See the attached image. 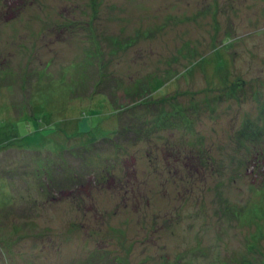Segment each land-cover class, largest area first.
I'll return each instance as SVG.
<instances>
[{"label": "rangeland", "instance_id": "374dc122", "mask_svg": "<svg viewBox=\"0 0 264 264\" xmlns=\"http://www.w3.org/2000/svg\"><path fill=\"white\" fill-rule=\"evenodd\" d=\"M0 136V264H264V0H0Z\"/></svg>", "mask_w": 264, "mask_h": 264}, {"label": "trees", "instance_id": "16d2710c", "mask_svg": "<svg viewBox=\"0 0 264 264\" xmlns=\"http://www.w3.org/2000/svg\"><path fill=\"white\" fill-rule=\"evenodd\" d=\"M90 23V27L88 26V24ZM64 25H66V23H64ZM63 25V26H64ZM86 28L90 31V33L91 32H95V25L93 24V22H91V21H88V23H87V25H86ZM74 30L73 29H71V32H73ZM111 69L105 64V62L102 64V66H101V68H100V81H98L97 82V85L100 83V82H104V83H108V84H113V83H110V82H114L112 79H111V75L113 74V73H111V71H110ZM110 73H111V75H110ZM111 81H110V80ZM105 81H107V82H105ZM107 84V85H108ZM137 90H131L132 91V93H130L131 91L130 90H127L126 91V93L127 94H131V95H133V96H138V95H142L143 96V93H148L147 94V96L145 97V98H141V99H138L137 101H135L134 103H132V104H129V105H122L121 106V108H119V109H111V107H112V105H111V107L109 108L106 104H104L103 105V107L105 108V111L103 112L104 114L102 115V119H101V122H100V131H101V133L99 134V133H95L93 136H92V138H93V140L91 141V142H95L96 143V141H98V140H106V139H108V140H113L115 143H116V141L114 140V135H117V134H119V132H122L123 133V131L124 130H127V125L125 124V123H123L122 121H121V117H122V113H126V112H129L130 111V114L132 115V116H134L135 117V114L136 113H133L134 112V110H135V108H134V106H137V105H151V107H149L148 108V110H150V111H153L152 109H153V107H156L158 110H160V108H158V106L160 105V107H161V104L163 103V99L162 98H159V99H157L156 97H154V94L155 93H159L158 91H156V90H149V88L148 87H145L144 86V84H139V85H137ZM149 93H150V95H149ZM103 99H105V96H104V98ZM103 99H102V103H103ZM161 100V101H160ZM162 102V103H161ZM159 104V105H158ZM97 108L99 107V105H97L96 106ZM113 108V107H112ZM100 110L102 111V109L100 108ZM156 111V110H155ZM132 112V113H131ZM86 115V114H85ZM104 115H106V116H104ZM105 117H107L109 120H113L112 121V123H113V125L111 126V128H104V121H105ZM106 118V119H107ZM83 119H84V121H85V123H86V125L88 126V128H91L89 125H88V119H87V117H83ZM160 121V118H158V121H157V123ZM116 122H117V124H116ZM82 125V124H81ZM120 126H121V128H120ZM1 136H3V135H1ZM0 136V137H1ZM2 140V139H1ZM0 142H2V141H0ZM2 147H6V148H8V147H10V144H3V145H0V149L2 148ZM93 147H94V145H93ZM240 210V208L238 209L237 207H231V208H229V209H227L225 212H228L229 211V214L232 216V217H236V216H238V211ZM246 246H247V249L248 250H246V254H247V256L246 257H252L253 255H251V252H253L254 250H256L255 249V247L254 246H249V244L247 243L246 244ZM250 251V252H249ZM249 252V253H248ZM259 253V252H258ZM255 254V253H254ZM260 255L262 254L261 252L259 253Z\"/></svg>", "mask_w": 264, "mask_h": 264}]
</instances>
